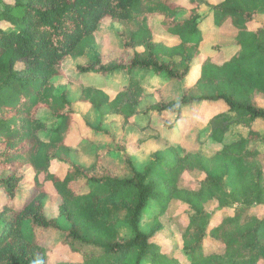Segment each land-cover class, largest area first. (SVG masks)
Segmentation results:
<instances>
[{"label":"trees","instance_id":"trees-1","mask_svg":"<svg viewBox=\"0 0 264 264\" xmlns=\"http://www.w3.org/2000/svg\"><path fill=\"white\" fill-rule=\"evenodd\" d=\"M201 6H209L217 27L230 20L237 30L236 49L229 57H224L221 47L214 48L215 55L200 54ZM184 12L187 17L182 18ZM153 18L161 19V30L177 39V44L154 41ZM106 19L122 28V48L73 65L95 43L98 26ZM134 70L163 77V87L183 86L173 100L166 101L155 92L157 103L146 114L162 118L164 124L171 116L183 122L201 107L211 109L213 115L202 130L189 129L180 151L169 147L150 154L142 172L127 151L126 138L98 149L90 166L73 163L65 141L78 116L67 100L69 88L80 84L77 103L98 110L100 116L118 115L124 125L133 124L146 97L140 79L131 75ZM116 71L129 76L116 93L80 81ZM66 77L68 87L55 96L54 80ZM260 102H264V0H223L217 5L206 0H14L3 4L0 264H48L50 249L36 234L59 230L44 213V203L51 201L52 194L58 213L70 225L61 243L80 258L74 264H181L152 241L163 230L160 220L168 223L173 202L187 217L181 237L188 264H264V216L252 213L253 207L264 206V106ZM40 109L59 121L47 141L38 136L46 130V123L36 116ZM233 125L248 132L224 143ZM94 132L103 131L97 127ZM84 140L90 141V135ZM110 154L121 167L120 176L103 161ZM51 161L64 166L65 172L51 173ZM184 174L202 178L196 187L182 189ZM28 180L31 184L22 189ZM150 202L156 204L157 212L149 230L143 232L141 219ZM212 202L217 206L208 212L205 207ZM229 211L231 216H223ZM119 225L132 236H120ZM209 241L222 251L206 252Z\"/></svg>","mask_w":264,"mask_h":264},{"label":"rangeland","instance_id":"rangeland-1","mask_svg":"<svg viewBox=\"0 0 264 264\" xmlns=\"http://www.w3.org/2000/svg\"><path fill=\"white\" fill-rule=\"evenodd\" d=\"M5 1L6 2L0 0V13L3 10V4H12L14 2V0ZM212 1L216 0H206L208 5H211L210 2ZM201 7L202 8L199 9L201 15L207 16V12L210 13L209 6ZM185 17H187L186 12H184L182 18ZM202 19L203 22L201 23V29L205 40L204 45L202 46V55H204L205 52H207L208 55H215V47H221L224 54L226 56L228 55L227 57L232 55L236 48L234 46V41H228L230 38L227 36L228 32H215V30H218L217 26L213 25L212 20L210 18L207 20H204L205 18ZM160 22V18H153L151 22L154 31V41L173 45V39H168L167 36L163 35ZM121 30L122 28L118 24L112 23L109 19H106L98 26V30L95 33V43L88 47L85 50L84 56L75 61L73 65L84 64L92 60L97 55H106L114 50L121 49ZM193 70L192 77L195 79L197 69L195 68ZM131 75L140 79V83L147 95L144 104L139 107V115L133 119L135 122H133V124L124 125L123 118H119V120H117L118 118L100 116L98 110L90 107L89 105L77 103L81 89L80 84H73L72 87L74 86V88L71 90V93L70 89L72 87L69 88L67 100L72 104V110L78 116V118H76L77 123H74V125L70 128V133L65 141V144L70 149V160L73 163L80 164L82 166H90L95 161V152L98 149L115 146L121 138H126L129 141L127 151L133 157L136 169L139 172H142L144 167L149 162L150 154L156 152L157 150H163L169 147H173L180 151L181 143L190 133V128L200 130L205 127L208 121L206 120L208 116H206L207 111L204 107H201L200 110H194L193 112L187 114L184 117L185 121L183 122H177L175 120V116H171L167 119V123L164 124L162 118L146 114V111L157 103L154 97L155 92H160V97L166 101L173 100L179 97L183 86L170 84L171 86L163 87V77L143 70H134ZM128 78L129 76L126 73L116 71L106 76L82 77L80 81L83 84L92 85L101 90L110 91L121 87V85L124 84ZM68 79L69 77L54 80L55 96H60V94L68 87ZM114 92H118V90ZM260 105L264 106V102H260ZM36 116L38 119L46 123V130L38 132V136L42 140L47 141L51 131L55 129L59 121L52 119L49 112L45 109L38 110L36 112ZM97 127L103 132H94V129ZM86 129L89 132H87ZM247 132L248 130L246 128H237V126L233 125L231 126L224 143L232 142L238 137H244ZM89 135L91 140L87 142L84 139ZM103 161L105 163L108 162V166L111 168L112 172L120 176L122 170L120 165L116 162L114 155H106L103 158ZM49 171L60 176L65 172V167L61 166L56 161H51ZM201 178L202 177L199 174H184L181 177L179 186L182 189H192L196 187V183L201 180ZM30 184L31 181L28 180L24 183L22 189L29 187ZM46 188V190L52 194V189L49 188L48 185ZM54 200L56 199L52 194L51 201H45L44 213L46 217L55 220L59 230H44L38 232L36 237L42 245L50 249L48 264H57L60 262H67L71 264L78 263L80 262V258L73 255L69 248L63 246L61 243L63 232L68 230L70 225L66 222L64 217L58 213L56 204L57 201ZM16 204L17 202L14 205ZM216 206L217 203L212 202L207 204L205 209L208 212H211ZM156 212V204L150 202L141 219L140 228L143 232H147L149 230L152 223V217ZM183 213V209L179 206V203L173 202L169 207L170 219L168 223L165 220H160L163 223V230L158 232L152 241L161 246L162 253H164L167 257L178 259L181 264H188L187 259L182 253L183 244L181 233L187 224V217L183 215ZM252 213L258 218H262L264 216V206L253 207ZM231 215L232 212L229 211L225 212L223 216ZM166 224H168V227ZM117 229L120 236L123 238H130L132 236L131 232L124 225H119ZM204 250L206 252H221L222 248L217 243L209 241L205 244ZM141 264L147 263L143 262Z\"/></svg>","mask_w":264,"mask_h":264},{"label":"crops","instance_id":"crops-1","mask_svg":"<svg viewBox=\"0 0 264 264\" xmlns=\"http://www.w3.org/2000/svg\"><path fill=\"white\" fill-rule=\"evenodd\" d=\"M223 0H216V1H212V2H210L211 3V5H217V4H219V3H221ZM214 2V3H213ZM202 8V7H201ZM200 8V9H201ZM200 16H201V19H200V27L202 28V26H201V23L203 22V19L202 18H205L204 20H207L208 18H210L211 20H212V23H213V25H215L216 26V24H215V21H214V17H213V15L211 14V12L210 13H208L207 12V16L205 15V16H203V15H201V13H200V11H199V13H198ZM202 30V29H201ZM217 30L218 31H216L215 30V32H218V33H220V32H222V33H227L228 32V35L227 36H229L230 38L228 39V41L230 42L231 40L232 41H234V39H235V37H236V35H237V30L232 26V24H231V21L230 20H228V21H226L221 27H217ZM163 32V31H162ZM214 32V33H215ZM163 35L164 36H167V38L168 39H172V38H170L166 33H164L163 32ZM202 38H203V31H202ZM220 38H222V37H220ZM222 39H224V38H222ZM204 38H203V41L201 42V45H200V54L202 55V53H201V51H202V46L204 45ZM178 43V40L177 39H173V45L174 44H177ZM168 45V44H167ZM223 55H224V57H227L225 54H224V52H223ZM203 56H208V54H207V52H205L204 53V55ZM74 88V86L70 89V93H71V90ZM97 88V87H96ZM97 89H99V88H97ZM120 89V87L119 88H116L115 90H110V91H107V90H103V91H105V92H108V93H116V92H114V91H117V90H119ZM101 90V89H100ZM80 92H81V89H80ZM145 92V91H144ZM145 94H146V92H145ZM80 95V94H79ZM146 97H147V95H146ZM146 97H145V99H146ZM145 99L143 100V102L139 105V107H141L143 104H144V101H145ZM83 105H85V104H83ZM139 107H138V112L140 111L139 110ZM198 110H200V109H198ZM205 110L207 111V115L206 116H208L207 117V119L206 120H209V118L213 115V111L211 110V109H208V108H205ZM139 115V114H138ZM108 118H118L117 120H119V118H122L121 116H118V115H108L107 116ZM74 125V123L72 124V126ZM204 128V127H203ZM203 128H201L200 130H202ZM199 130V129H198ZM89 132V131H88ZM145 143V142H144ZM207 144L208 143H206L205 145L207 146ZM149 157H150V155H149ZM134 160V159H133Z\"/></svg>","mask_w":264,"mask_h":264}]
</instances>
